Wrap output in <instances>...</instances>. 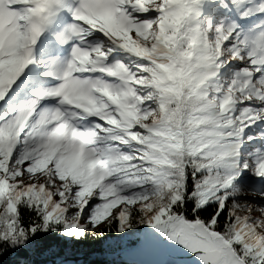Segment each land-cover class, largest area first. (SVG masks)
Instances as JSON below:
<instances>
[{
  "label": "snow or ice",
  "instance_id": "obj_1",
  "mask_svg": "<svg viewBox=\"0 0 264 264\" xmlns=\"http://www.w3.org/2000/svg\"><path fill=\"white\" fill-rule=\"evenodd\" d=\"M89 242L264 264V0H0V264Z\"/></svg>",
  "mask_w": 264,
  "mask_h": 264
},
{
  "label": "water",
  "instance_id": "obj_2",
  "mask_svg": "<svg viewBox=\"0 0 264 264\" xmlns=\"http://www.w3.org/2000/svg\"><path fill=\"white\" fill-rule=\"evenodd\" d=\"M85 252H87L89 256H88V257L85 256L84 258H85L87 261H89V262H91L90 256H93V255H95V254L101 253V251H100L98 248L88 249V250H86ZM122 259H124V257H121L120 254L117 253L116 255H111V256L103 255V256H102V259H101L100 261H101V262H102V261H104V262H108V260H110V261L115 260V261L120 262Z\"/></svg>",
  "mask_w": 264,
  "mask_h": 264
},
{
  "label": "trees",
  "instance_id": "obj_3",
  "mask_svg": "<svg viewBox=\"0 0 264 264\" xmlns=\"http://www.w3.org/2000/svg\"><path fill=\"white\" fill-rule=\"evenodd\" d=\"M94 248H97V247L92 245L91 242H89V246L85 249V251L88 249H94Z\"/></svg>",
  "mask_w": 264,
  "mask_h": 264
},
{
  "label": "rangeland",
  "instance_id": "obj_4",
  "mask_svg": "<svg viewBox=\"0 0 264 264\" xmlns=\"http://www.w3.org/2000/svg\"><path fill=\"white\" fill-rule=\"evenodd\" d=\"M117 253H111L110 255H116ZM103 255H107V253H104V252H102V256ZM89 255H87V257H88Z\"/></svg>",
  "mask_w": 264,
  "mask_h": 264
}]
</instances>
